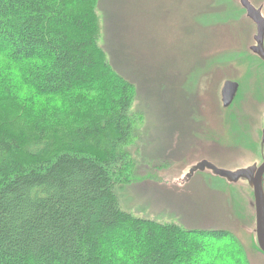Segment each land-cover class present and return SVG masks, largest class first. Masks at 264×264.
I'll return each mask as SVG.
<instances>
[{
  "label": "trees",
  "instance_id": "1",
  "mask_svg": "<svg viewBox=\"0 0 264 264\" xmlns=\"http://www.w3.org/2000/svg\"><path fill=\"white\" fill-rule=\"evenodd\" d=\"M95 6L0 0V264H247L227 231L121 207L134 88L99 45ZM20 86L32 91L23 126L12 123L26 105Z\"/></svg>",
  "mask_w": 264,
  "mask_h": 264
},
{
  "label": "rangeland",
  "instance_id": "2",
  "mask_svg": "<svg viewBox=\"0 0 264 264\" xmlns=\"http://www.w3.org/2000/svg\"><path fill=\"white\" fill-rule=\"evenodd\" d=\"M202 1L96 0L99 45L110 67L134 88L130 110L134 130L126 146L132 172L130 182L116 191L121 207L137 217L197 231L228 227L239 233L250 208L246 202L243 207L233 203L235 193L224 180L197 175L182 190L155 181L158 173L181 159L186 146L187 151L194 148L202 135L212 134L221 142L231 133L229 124L234 118L226 115L221 121L210 103L218 100L222 82L229 75L236 77L243 60L231 51L232 43L239 42L232 22L239 19L235 16L238 9L233 0ZM222 25L227 42L231 38L225 45L228 48L215 42ZM0 62L7 61L0 58ZM241 80L248 88V77ZM16 91L26 105L12 123L23 126L32 91L24 86ZM47 98H37L38 107ZM51 100L55 109L61 108L57 99ZM205 103L209 108L204 111ZM5 108L10 115L12 106Z\"/></svg>",
  "mask_w": 264,
  "mask_h": 264
},
{
  "label": "water",
  "instance_id": "3",
  "mask_svg": "<svg viewBox=\"0 0 264 264\" xmlns=\"http://www.w3.org/2000/svg\"><path fill=\"white\" fill-rule=\"evenodd\" d=\"M233 1L237 4L241 2V6L248 10V17L258 20V30L256 32L255 29L250 31L253 38L259 37L262 30L260 20L256 16V14L258 15L256 10L250 6L248 0ZM228 40L231 43V38H228ZM236 89V82L225 81L221 89L222 102L225 107L232 102ZM203 107L204 111L209 108L206 103ZM210 107L213 111L220 114L221 121L225 120L228 111L222 110L218 100L215 101L214 99V102L210 103ZM210 119H212L211 123L214 122L213 116ZM235 120L233 119L232 121ZM206 124H209L208 121ZM229 128L231 130L229 138L223 139L221 142L215 139L212 134L209 137L202 135L201 138L195 141L194 144L197 145L194 148L192 146L190 151H187L186 146L181 159L158 173L155 181L159 185L182 190L191 184V181L197 175H209L224 180L230 188H239L243 196V202H246L250 208V213H248V218L244 221L243 227L239 224L241 233L238 229L239 233L228 227L208 228L207 230L230 232L241 244L248 264H264V191L261 184V171L264 170V163L260 165L261 162L253 153L234 143L235 140L232 139V136L234 135L233 129L236 131V128L232 122H230ZM253 164L257 166H253ZM247 194L250 199L246 197ZM239 222L240 220L237 225ZM249 238L252 241H248Z\"/></svg>",
  "mask_w": 264,
  "mask_h": 264
},
{
  "label": "flooded vegetation",
  "instance_id": "4",
  "mask_svg": "<svg viewBox=\"0 0 264 264\" xmlns=\"http://www.w3.org/2000/svg\"><path fill=\"white\" fill-rule=\"evenodd\" d=\"M248 1L250 6L258 13L256 16L260 20L262 33L259 37L253 38L249 31L255 29L256 32L258 30V20L248 17V10L241 6V2L240 4L234 2L235 8L238 9L235 11V16H238L239 19L234 17L235 19L232 22H235L234 28L237 33L236 36H239V42H237L239 45L232 43L231 51L241 54L239 57H242L243 60L239 64L240 68L236 70V77L232 78L229 75L230 79H227L237 83L232 102L225 107L221 92L218 101H220L222 110L228 111V115L236 119L232 121L233 126L236 128L232 136V139L235 140L234 143L253 153L259 159L261 165L264 163V0ZM242 19L244 21H241ZM234 47H237L236 50H234ZM239 76L241 78L248 77L247 83L250 82L247 85L248 88L244 87V81ZM225 81L222 82L223 85ZM253 166L257 165L253 164ZM261 173V184L264 191V170ZM231 188L235 193V196L233 194L231 196L233 203L241 202L243 205V196L240 189ZM236 213L238 212L236 211ZM248 241H252V239L249 238Z\"/></svg>",
  "mask_w": 264,
  "mask_h": 264
},
{
  "label": "bare ground",
  "instance_id": "5",
  "mask_svg": "<svg viewBox=\"0 0 264 264\" xmlns=\"http://www.w3.org/2000/svg\"><path fill=\"white\" fill-rule=\"evenodd\" d=\"M204 2H205V0L202 1V3H204ZM216 31H217L215 33V34H217L216 38H215L216 44H218V45H220L222 47L228 48L229 44L227 46H225V45H226V43H230V42H227V40H226V37H225V34H224L225 33V28L223 27V25L220 28H218ZM226 48H224V49H226ZM205 100H208V98L205 97Z\"/></svg>",
  "mask_w": 264,
  "mask_h": 264
}]
</instances>
